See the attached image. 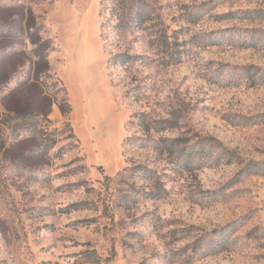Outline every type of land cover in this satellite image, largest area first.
Wrapping results in <instances>:
<instances>
[{
    "label": "rangeland",
    "instance_id": "rangeland-1",
    "mask_svg": "<svg viewBox=\"0 0 264 264\" xmlns=\"http://www.w3.org/2000/svg\"><path fill=\"white\" fill-rule=\"evenodd\" d=\"M143 1L178 65L102 0H0V264H264V0ZM177 138L200 170L153 151Z\"/></svg>",
    "mask_w": 264,
    "mask_h": 264
},
{
    "label": "trees",
    "instance_id": "trees-1",
    "mask_svg": "<svg viewBox=\"0 0 264 264\" xmlns=\"http://www.w3.org/2000/svg\"><path fill=\"white\" fill-rule=\"evenodd\" d=\"M107 3L111 5L110 13L114 16L116 20V25L114 28L119 32L124 31H142L147 34L146 44L150 47L158 58V64L171 67L178 65L181 61L178 57V50L176 48L177 42L173 36L168 34L167 29L161 25V28L155 29L156 25L148 27L151 22L155 23L153 19L154 13L151 10L149 4L143 0H102V4ZM263 17H259L260 15ZM235 16L233 15V18ZM239 18L247 20H256L258 18H263L264 15L259 13V11H248ZM159 25V27H160ZM240 46L244 48H254L255 43L251 40L241 41ZM141 65H148L155 62V59L148 56H130L127 54L115 55L112 59V65H119L123 67H129L132 64L139 63ZM137 126L141 127L143 130L150 132H160L164 130L159 124H166L167 121L154 122L151 124L144 114L135 116ZM13 121L21 126L26 132H28L27 139L35 142L37 146H43V153L48 154L51 149L54 148L56 141L50 140L44 142L42 136L48 135L47 126L43 125V121L40 115L17 116ZM134 139H129L128 143H132ZM138 140V139H136ZM46 141V140H45ZM179 139H169L161 140L156 142L153 146V151L159 156L168 155L171 162L177 165L179 172H194L201 169L200 151L192 149L188 150L181 148L178 145ZM45 143L44 145H42ZM201 149V147H200ZM257 170L255 169V171ZM145 178H150L149 174L143 175ZM78 204L71 205L69 208L77 209Z\"/></svg>",
    "mask_w": 264,
    "mask_h": 264
}]
</instances>
